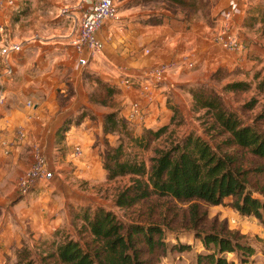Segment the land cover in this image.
<instances>
[{
  "label": "rangeland",
  "instance_id": "rangeland-1",
  "mask_svg": "<svg viewBox=\"0 0 264 264\" xmlns=\"http://www.w3.org/2000/svg\"><path fill=\"white\" fill-rule=\"evenodd\" d=\"M23 1L27 3L26 8L20 13L15 12L12 22L29 25L39 22L43 24L40 28L50 30L49 26L54 24H69L60 9L66 4L73 5L76 0ZM113 1L117 18L108 23L116 26L133 22H162L181 10L185 11L188 18H203L213 33V28L224 17L220 12L211 10V0H182L181 5L173 0ZM262 1L254 3L239 22L238 34L243 50L224 52L222 61L218 63H193L192 67L186 69L181 66L179 79L174 81L173 88L165 91L163 108L160 107L161 102L157 101V112L154 116L156 121L147 126L126 118L129 105L121 96L120 87L92 74L89 65L83 68V98L91 104V108H79L76 114H71L65 119L60 128H63V131L72 128L74 130L84 116L94 123L98 119L103 121V126L101 123L100 130L94 131V138L89 143L90 150L97 148L96 154L92 153L90 156H94L90 158L94 163L92 166L86 165L87 167L73 163L72 159L75 157L81 159L83 148L82 143L70 142L72 157L70 155L67 161L70 168L67 169L64 165L61 167L60 163L66 161L63 148L65 135L63 131L56 133L53 144L59 154L57 161V155L50 159L45 156L53 178L46 183L32 182L30 186L31 191L39 188L47 190L45 194L49 196L48 202H19L21 196H18L16 190L19 175L12 181L14 189L11 202H0V264H60L51 256L54 246L66 238L80 242L87 240L89 236L81 213L85 209L93 210L96 207L113 211L123 222L134 221L143 226L148 223L161 226L165 249L157 264H196L197 254L205 252L196 232L224 230L237 232L243 241L254 248V254L245 263H240L231 253L224 254L226 260H233L235 264H264V226L253 216L240 215L230 206V199H226L222 204L210 205L198 200L181 202L168 196H152L131 207L121 208L114 204V198L130 182L131 177L108 179L106 171L98 162L106 143L116 146L121 137L125 143L131 145L132 141L125 132L138 136L147 128L154 130L163 125L167 126L166 130L158 139L150 142L148 149L140 151L138 147H134L132 150L141 152V156L148 159L153 154L154 147H163L191 132L201 135L215 145L226 133L220 135L218 129L212 127L211 111L195 105L190 91L197 89L214 90L227 111L234 113L244 124L254 125L264 132V95L256 89L258 80L264 77ZM188 74L190 76H186ZM123 77H120L119 84L125 87L123 80L121 81ZM182 77L192 81L185 83L180 80ZM238 81L245 82L248 87L238 90L224 89L226 84ZM109 113L114 114L112 124L105 122V116ZM100 131L103 132L100 134ZM76 148L79 150L76 151ZM234 152L242 166L248 169L252 195L260 198L255 187L264 186L263 163L251 158L242 150Z\"/></svg>",
  "mask_w": 264,
  "mask_h": 264
},
{
  "label": "crops",
  "instance_id": "crops-1",
  "mask_svg": "<svg viewBox=\"0 0 264 264\" xmlns=\"http://www.w3.org/2000/svg\"><path fill=\"white\" fill-rule=\"evenodd\" d=\"M211 1V10L220 12V15L229 13V23L238 31L242 17L259 0ZM26 5L25 1L16 0L14 6H8L5 0H0V44L7 41L21 44L19 52L10 53L0 62V97L3 98V103H0V130L5 141L10 144L7 154L0 148V202H11L14 189L12 181L29 167L33 150L40 149L47 159L57 155V161L59 154L53 141L60 126L79 108H91V104L83 98L82 70L77 65L76 54L70 45L69 24H54L49 26L50 30H44L39 27L43 25L39 22L35 25L19 24L18 21L13 23V14L23 11ZM186 15L185 11L179 10L162 22H133L121 26L107 21L99 32L104 48L89 63L91 73L120 87L121 96L129 106L132 101L140 102L145 108L144 113L134 121L144 126L156 121L157 101L161 102L160 107L163 108L165 91L173 88L181 68L176 67L158 82H152L150 93L143 97L139 93V85L147 81L146 72L150 67L161 62L180 61L182 57L195 65L207 61L218 63L226 52L213 41L212 28L203 18H188ZM146 49L149 51L146 52ZM5 69H10L11 73L6 74ZM125 75L134 78L133 87L125 88L119 84L120 77ZM180 80L185 83L192 81L184 77ZM27 101L31 102L30 107L26 106ZM82 119L74 130L63 131L66 161L60 163L61 167L70 168L67 162L69 156L72 157L70 142L82 143L83 148L81 159L75 157L73 163L81 166H92L94 163L90 160L94 156H90L96 154L97 148L90 150L89 143L94 138V131L100 130L101 123L103 126V121L98 119L95 124L86 116ZM38 182L40 184L42 181ZM16 190L21 196L19 202H48L49 199L44 188L36 191L29 188L30 191L25 194ZM26 195L30 197L25 198Z\"/></svg>",
  "mask_w": 264,
  "mask_h": 264
},
{
  "label": "trees",
  "instance_id": "trees-1",
  "mask_svg": "<svg viewBox=\"0 0 264 264\" xmlns=\"http://www.w3.org/2000/svg\"><path fill=\"white\" fill-rule=\"evenodd\" d=\"M262 2L261 23L264 25V0ZM247 87L245 82L238 81L226 84L224 89ZM256 89L264 95V77L258 80ZM190 94L198 108L212 112V127L217 128L220 135L226 133L225 136L213 145L201 135L187 133L163 147H154L148 159L132 149H148L150 142L158 139L167 126L147 128L138 136L125 132L131 145L121 137L116 146L106 143L101 164L107 178L131 177L115 195L114 204L131 207L152 196H168L181 202L198 200L210 205L230 199V206L240 215L253 216L264 226V186L255 187L260 198L252 195L248 169L234 152L242 150L264 165V132L254 125L244 124L227 111L214 90L197 89ZM105 119L112 124L114 114H107ZM81 219L89 237L83 242L66 238L56 243L51 256L60 264H157L165 249L163 228L157 224L143 226L134 221L123 222L113 211L103 207L83 210ZM196 237L205 250L197 254L196 264H235L233 260H226L224 254L227 253L245 263L254 254L253 246L243 241L237 232L197 231ZM158 251H162L161 254H157Z\"/></svg>",
  "mask_w": 264,
  "mask_h": 264
},
{
  "label": "built area",
  "instance_id": "built-area-1",
  "mask_svg": "<svg viewBox=\"0 0 264 264\" xmlns=\"http://www.w3.org/2000/svg\"><path fill=\"white\" fill-rule=\"evenodd\" d=\"M16 0H6L8 6H14ZM60 13L69 20L71 28L70 45L76 54L77 65L81 70L89 65L96 56L103 50L104 43L99 37V32L105 22L117 18V10L113 0H76L73 5H63ZM224 17L213 28V41L222 49L229 52H239L243 50V44L238 31L232 27L229 13L223 14ZM21 44L7 41L0 44V62L4 61L10 53L19 52ZM192 67L193 62L186 57H182L180 61H168L155 64L146 72L147 81L139 85V93L141 96H147L150 93V85L152 82H158L163 76L176 67ZM6 74H10V69H5ZM123 80L126 87L134 84V78L125 75ZM0 103L3 98L0 97ZM26 106L30 107L31 102L27 101ZM144 111L142 105L138 101H132L127 110L126 118L130 121L140 118ZM9 143L5 141L0 130V148L3 153H8ZM79 148H76V151ZM53 178L51 169L49 168L44 153L35 148L32 154V161L29 167L24 171L18 180V190L20 194L28 192L31 183L35 181L48 182Z\"/></svg>",
  "mask_w": 264,
  "mask_h": 264
}]
</instances>
